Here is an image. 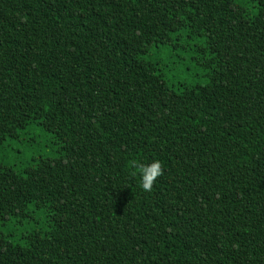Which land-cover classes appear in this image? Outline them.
<instances>
[{"label":"trees","instance_id":"obj_1","mask_svg":"<svg viewBox=\"0 0 264 264\" xmlns=\"http://www.w3.org/2000/svg\"><path fill=\"white\" fill-rule=\"evenodd\" d=\"M245 3L0 0V146L35 123L57 144L0 163V224L30 203L51 221L0 232V264H264V0ZM186 28L195 87L148 56Z\"/></svg>","mask_w":264,"mask_h":264},{"label":"rangeland","instance_id":"obj_2","mask_svg":"<svg viewBox=\"0 0 264 264\" xmlns=\"http://www.w3.org/2000/svg\"><path fill=\"white\" fill-rule=\"evenodd\" d=\"M237 2L245 7L248 16L255 15L256 9L253 5H247L245 0ZM205 44V38L190 37L186 28L174 33L168 46L153 48L148 56L150 61L157 64L160 74L170 84L195 87L206 81L204 71L197 64L196 57L198 48ZM56 146L54 135L43 132L35 123L22 131L18 139H7L0 146V163L19 171L29 161L55 157ZM50 227L49 212L30 203L24 215L12 216L0 224V232L7 235L13 244L22 245L26 242L27 234L39 232L45 235Z\"/></svg>","mask_w":264,"mask_h":264},{"label":"clouds","instance_id":"obj_3","mask_svg":"<svg viewBox=\"0 0 264 264\" xmlns=\"http://www.w3.org/2000/svg\"><path fill=\"white\" fill-rule=\"evenodd\" d=\"M142 178V188L144 191H151L156 179L163 174L162 166L159 161H153L151 164L136 165Z\"/></svg>","mask_w":264,"mask_h":264}]
</instances>
